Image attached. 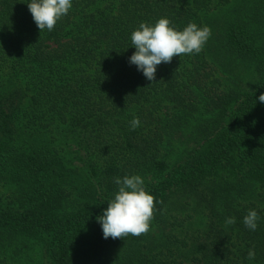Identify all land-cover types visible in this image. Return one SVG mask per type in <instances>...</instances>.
<instances>
[{"label": "trees", "instance_id": "16d2710c", "mask_svg": "<svg viewBox=\"0 0 264 264\" xmlns=\"http://www.w3.org/2000/svg\"><path fill=\"white\" fill-rule=\"evenodd\" d=\"M230 1L0 0V264H264V0Z\"/></svg>", "mask_w": 264, "mask_h": 264}, {"label": "rangeland", "instance_id": "374dc122", "mask_svg": "<svg viewBox=\"0 0 264 264\" xmlns=\"http://www.w3.org/2000/svg\"><path fill=\"white\" fill-rule=\"evenodd\" d=\"M258 3H259V0H231L228 6L218 10L214 14L215 22L217 23L221 21L222 19L235 17L237 15V12L242 7H247L248 10H253L256 8ZM244 70H245V67L241 65L236 68V71L242 74L244 73Z\"/></svg>", "mask_w": 264, "mask_h": 264}]
</instances>
